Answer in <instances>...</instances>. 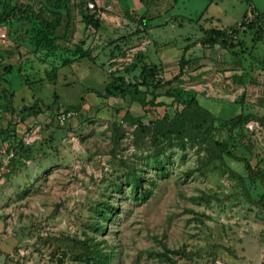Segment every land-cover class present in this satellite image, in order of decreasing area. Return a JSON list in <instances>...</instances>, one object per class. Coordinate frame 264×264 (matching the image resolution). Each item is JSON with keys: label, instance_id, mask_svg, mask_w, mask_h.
<instances>
[{"label": "rangeland", "instance_id": "rangeland-1", "mask_svg": "<svg viewBox=\"0 0 264 264\" xmlns=\"http://www.w3.org/2000/svg\"><path fill=\"white\" fill-rule=\"evenodd\" d=\"M96 1L0 0V14H30V6L53 23L65 15L57 40L42 45L30 22L0 17V106L42 110L24 121L0 110V264H264V179L251 182L244 161L208 157L196 142L161 138L157 147L151 126L194 97L216 118L217 140L264 172V40H252L239 24L255 21V11L264 15V0H146L141 16L122 3L123 16ZM88 3L99 18V8L107 14L98 29L81 21L80 5ZM150 5L175 7L156 17ZM145 19L156 30L129 38L130 26ZM210 28L225 30L237 46L211 45L204 33ZM168 41L176 49L192 46L185 53L192 61L176 81L182 52L164 64L147 56L151 43ZM81 49L92 59L79 58ZM143 63L160 69L156 78L164 85L153 95L100 96L114 78L133 82ZM153 96L144 106L131 99ZM69 106L78 117L59 125L56 113ZM126 112L150 128L125 121ZM241 114L251 119L242 131H228L226 123ZM113 123L120 128L116 142ZM19 141L24 148L6 152ZM90 238L103 253L110 251L104 243L112 246L107 263L88 254Z\"/></svg>", "mask_w": 264, "mask_h": 264}, {"label": "trees", "instance_id": "trees-1", "mask_svg": "<svg viewBox=\"0 0 264 264\" xmlns=\"http://www.w3.org/2000/svg\"><path fill=\"white\" fill-rule=\"evenodd\" d=\"M63 1V0H59ZM65 4H68L69 0H64ZM20 7V6H18ZM47 9H51V11L54 13L53 9L50 7V5L45 6ZM56 7L59 10L60 6L56 4ZM80 16L81 21L84 23L85 27H94L99 28L101 24V19L97 16L96 9L88 8L87 4L83 6V4L80 5ZM67 9V8H66ZM65 9V10H66ZM17 11V12H16ZM255 11V10H254ZM253 11V13H254ZM22 12V13H20ZM29 12L28 11H21L20 8H12L9 12H3L0 14V17H4V21H19V20H25L30 22L33 27L31 34H34V37L36 38L37 43L39 45H42L43 42H48L55 37V41L57 40L59 33H57L58 27L61 25V18L65 15L59 14V17L55 20V22L48 21L47 19L43 18L42 11L39 10L37 12H34L31 10V7L29 6ZM256 17L255 21H258L257 24L255 21H251L250 23L245 24L243 21H241L239 24L240 26H245L246 30L250 33V35H253L252 40L254 41H261L264 40V28L260 26L261 21H264V15L261 13H258L255 11ZM68 15V14H67ZM247 15L243 16V19L246 18ZM68 18V16H66ZM144 19V18H143ZM237 25L232 26L230 28L231 32L234 34H237ZM207 36V42L211 45L219 44L222 47L225 48H233L236 47V44H233L232 40L228 41V34L223 29H217V28H210L208 30H205L204 32ZM263 42V41H262ZM240 44V43H239ZM242 45V42H241ZM192 46H185L182 49V55L179 59V73L177 76H175L173 79L174 81L179 79V76L183 74L184 66L187 63H190L192 60H187L185 53L190 49ZM50 49H58L57 44L50 46ZM247 52L245 48L242 50L243 52ZM235 56L238 54L234 53ZM250 54V52H249ZM85 56H89L90 59H92V56H90V51H85L81 49V54L79 58H83ZM195 61V60H194ZM132 67L135 66V62L131 64ZM10 68H13L12 66H9ZM127 67L126 69H128ZM159 66L155 64H146L143 63L140 66V72L139 76L135 77L133 82L125 83L124 78L118 77L114 78L109 84H107L104 87V92L100 94V96H104L105 98H108L110 96L113 97H121L123 98L126 93L134 92V93H142L144 96H146L148 93L153 95L154 90L157 88H160L164 85V82H160L159 79L156 78V76L159 74ZM240 80V79H239ZM118 84V86H115V84ZM168 83V82H167ZM141 88H144L142 90ZM180 91V90H179ZM178 91V93H179ZM4 98L9 99L8 96L5 95ZM133 101H138L141 105H146L147 103H153L154 96L152 100L147 102L145 99L143 100H137L135 98H131ZM4 101H7L4 99ZM76 110L78 111V108L75 106H69L65 108L62 111L67 110ZM0 110L9 112L12 116L18 115L20 120L24 121L25 116H37L39 113L42 112V110L37 106V104H34L29 107H23L19 112H16L11 104V102L7 105V107L0 106ZM60 112V111H59ZM58 113V112H57ZM254 117V116H252ZM125 121L135 123V126L138 127L141 131H145L146 129L150 128L149 124H145L141 117H133L129 112H126V114L123 117ZM256 119H259L262 122V119L255 117ZM251 119V115H238L232 119H230L226 126L228 127V131L238 130L239 132L242 131L244 124ZM215 123H217L216 118H214L207 110L203 109V107L198 103L197 99L194 97H191L189 100L182 103V108L179 111H176L174 116L168 120L166 116L157 119L156 122H151V126L153 130H155V137H153L154 144L159 147L158 141L162 139H174L179 141V145L184 146L186 142H196L200 147L203 148V150L206 152V155L208 157H214L217 159H223L224 156L233 158L235 160H240L245 162L246 169L248 170V179L251 182H255L259 179H264V172H262V169L259 168L258 164L256 163V168L254 169L251 164L248 162L245 158H239L237 155L233 152L232 148L229 147V143L224 139L222 141L217 140L216 138V126ZM263 123V122H262ZM9 125L11 123L9 122ZM264 126V124H262ZM5 130H0V134L4 133ZM120 128L119 125L116 123H113L112 125V134L111 138L116 142L117 137L119 136ZM162 138V139H161ZM6 149V152H10L13 150H20L24 148V144H22L21 141H19L18 144H10ZM11 149V150H10ZM133 179L135 188H137V184L139 183V177L137 176L136 172L133 171ZM262 201H264V196L261 198ZM103 206L106 207L107 210H111L110 204L107 201L102 202ZM103 206H99L100 210L98 209L96 212H101V209H103ZM106 213V212H105ZM104 215V213L102 214ZM91 228H94L96 230H104L105 226L103 224H99L98 222H93L91 224ZM88 254L92 256V259L97 262H103L107 263V261L113 256L112 252V246L105 244L106 247L110 248V251L107 253H103L102 250L98 246V242L92 240V238L88 239L87 242H85ZM163 248H166L163 246Z\"/></svg>", "mask_w": 264, "mask_h": 264}, {"label": "crops", "instance_id": "crops-1", "mask_svg": "<svg viewBox=\"0 0 264 264\" xmlns=\"http://www.w3.org/2000/svg\"><path fill=\"white\" fill-rule=\"evenodd\" d=\"M103 1L107 5L110 6V10L115 7L116 12H118L122 16L123 15H126V14H125V9H121V11H120V8H123V6L121 5V3L127 7L126 11L129 10V9H131L132 13H135L138 16H141V15L147 13V10H146V7L147 6L145 5V3H147L146 0H103ZM154 5H156V4H154ZM174 5H171L170 6L171 7L170 8V11H169V8L166 10L165 8H160V7H157V6L156 7H154V6L151 7V5H150V8L156 11V13H154L152 15H155L157 17V16H160L163 13L166 14V13H169V12L173 11V8L175 7ZM98 11L102 15V18L100 17V19H101V21H103L102 20L103 17L106 16L107 14L104 13L105 12L104 11V8H99ZM155 18H153V19H155ZM147 21H146V19L144 20L143 26L142 25H136V23L135 24H132L130 26V29L132 30L131 32H133L134 34H131V36L129 38L133 39V37L140 36L139 34L137 35L138 31H140V32H147L144 35H147V37H150L151 34L149 32L156 30V28H155V26H151V25L149 26V23ZM149 21H151V19H149ZM159 29H160V27L158 28V30ZM187 39H188V37L184 38V40H187ZM185 46H187V43L183 47L181 45V47L179 49H176V48H174V43L171 42V41L165 42L161 46L158 43H156V42L153 43V45L151 43V47H153L154 49H153V52H148L147 56H150L153 59H156L159 63H163L164 64V63L170 61L174 57H179L178 55L181 54L182 49ZM191 48L192 47H190V49L188 50V52H191L192 51Z\"/></svg>", "mask_w": 264, "mask_h": 264}, {"label": "built area", "instance_id": "built-area-1", "mask_svg": "<svg viewBox=\"0 0 264 264\" xmlns=\"http://www.w3.org/2000/svg\"><path fill=\"white\" fill-rule=\"evenodd\" d=\"M96 3L99 4L98 1H96ZM88 6L90 8H93L95 6V4L88 3ZM78 115H79L78 111L73 110V109H70V110H67V111H60V112L56 113V121L58 122L59 125H64L69 120L76 119V117H78ZM9 156H12V153H10Z\"/></svg>", "mask_w": 264, "mask_h": 264}]
</instances>
